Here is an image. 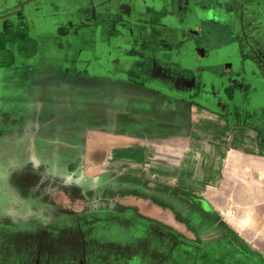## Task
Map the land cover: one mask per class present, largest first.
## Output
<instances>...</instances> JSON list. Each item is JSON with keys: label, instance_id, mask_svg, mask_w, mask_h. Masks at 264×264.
<instances>
[{"label": "crops", "instance_id": "crops-1", "mask_svg": "<svg viewBox=\"0 0 264 264\" xmlns=\"http://www.w3.org/2000/svg\"><path fill=\"white\" fill-rule=\"evenodd\" d=\"M168 4L159 6L149 17L150 28H155V34L145 29L141 39L153 46L161 61L173 68L176 65L191 71L201 90L196 93L198 99L187 97L190 89L176 87L160 77L149 81V67L146 79L142 80L143 75L139 76L131 67L138 54L130 46L117 58L110 52L100 54L88 50L75 38H61V42L67 40V47L61 48V59L57 55L53 61L51 57L49 65L58 69L64 61L73 69L66 66V75L61 78L63 84L51 87V94L46 90L47 97L51 95L58 101L40 102L41 109L46 110L38 112L43 118L37 125H49L56 119L60 127L63 120H70L75 127L84 124L82 121L86 118L90 119L85 133L90 135L86 149L111 155L106 174L111 176L109 184L112 185L108 184L110 191L106 200L115 201L113 194H119L123 189L122 200L117 201L118 206H107L109 212L136 213L137 228L141 227L139 219L146 221L141 215L162 226V217L169 214L173 220L170 226L184 225L189 230H193L194 221L200 219L204 225L218 226V230L225 233V242L219 241V246L229 242L237 253L244 252L229 260L222 252L217 259L219 263L264 264V111L257 115L249 108L238 109L239 98L235 94H244L242 99L247 105L252 99L248 95L250 85L242 77L241 70L232 64L231 57L235 54L224 52L220 58V53L208 43L209 39L224 41L227 38L231 32L226 29L229 21L221 18L202 22L206 39L202 41L200 54L196 55L193 48L185 47L183 40L172 36L180 22L177 5ZM58 41L49 39L56 46L60 44ZM24 50L14 48L12 54L5 56L7 62L0 61V70L13 71L16 75L14 57ZM33 54L26 52L25 56L30 58ZM244 56L240 53L236 57L242 61ZM213 58L221 59L222 64L219 66ZM256 63L264 78V67ZM212 74L215 78L220 77V82L212 79ZM9 83L11 92V80ZM200 85L204 89L219 85L221 99L205 94L208 90L203 92ZM120 87L130 91L122 92ZM15 88L34 89L33 84ZM65 98L72 99L64 101ZM2 100L7 105L5 108L10 109L0 112L3 124L0 127V151L6 148L8 136L14 139L9 140L10 145L17 139L20 131L13 123L24 127L34 125L33 112L19 114L14 108L24 101L13 100L10 95L9 99ZM215 100L219 107L213 105ZM54 108L56 112L60 111L58 116H47ZM21 134L27 138L29 131ZM113 183H119L120 189ZM15 185L16 195L24 200L23 204H14L15 211L19 210L16 217L28 220L34 212L44 209L47 190L39 194L38 190H31L27 182L16 181ZM61 190L65 193V188L54 190V203L47 202V206L61 202V197L56 198L55 194L61 196ZM27 197L38 198L37 205L29 206ZM148 198L155 204L152 208L146 206L150 202ZM57 211L61 216V209L57 208ZM173 228L177 229L176 226Z\"/></svg>", "mask_w": 264, "mask_h": 264}, {"label": "rangeland", "instance_id": "rangeland-1", "mask_svg": "<svg viewBox=\"0 0 264 264\" xmlns=\"http://www.w3.org/2000/svg\"><path fill=\"white\" fill-rule=\"evenodd\" d=\"M41 39L43 40L41 41ZM41 39L36 48V54H33L34 49H25L22 53L15 55L16 75H13V71L0 70V112L10 109L5 108L7 105L4 104L3 98L9 99L10 95L13 100L20 99L22 103L24 101V104L19 105L18 102L17 106L14 104V108L18 110L19 114L23 111L33 112V128L40 121V116L36 111L40 102L54 100V97L51 95L47 97L45 93L50 90L48 93L51 94L53 92L51 87L57 88L63 84L61 78L66 75V66L73 69L71 64L64 61L60 62L61 66L58 69L49 65L51 57L53 61L58 56L61 59V48L67 47V40L62 42L59 40L60 44L56 46L49 42L50 38L48 37ZM26 52L34 56L27 58ZM0 61L7 62V58L0 56ZM10 80L12 82L11 92L8 88ZM14 83L16 86L33 84L34 89L33 91L16 89ZM120 88L122 92L130 91L127 88ZM66 90L72 91V89ZM70 99L72 98H65L64 101ZM56 101L58 99L54 100V102ZM66 104L68 103L66 102ZM62 122L72 125L70 120L61 121V125ZM14 125L17 128L20 126L16 123H13ZM0 127H3L1 122ZM71 127L74 128V126ZM30 132L29 138L19 139L15 148V142L13 145L9 144L11 138L12 141L14 140L13 137L8 136L5 139L7 143H5L6 145L2 144L1 147L5 145L6 148L0 151L2 165L8 167L7 163L19 164L20 160L24 161L28 156L41 155L38 151L36 133L33 131V135L30 137ZM46 137L43 146L47 147V151L44 154L55 153V151H58L59 154L54 159H51L49 155L46 156L47 163L51 164L49 176L51 178H48L49 181L45 184V188L48 186L47 192L44 194L46 206L41 212H34L28 220L16 217L15 214H19V210L15 211L14 209L13 202L16 192L12 185L14 183L16 187V181L26 183L29 180L33 182V185H36L41 180V167H39L40 170L34 168L28 176L25 172L13 174L11 178L13 177L14 182H9L3 177L0 179V264H221L217 259L223 254L222 252L225 253L226 260L244 254V252L237 253L229 242H227L229 245L223 244L225 233L221 229L218 230V226L208 227L199 218V220L195 219L196 221L193 223L194 229L189 230L184 225H173L177 229L170 226L173 220L171 221L169 214L162 217V226L149 221L148 216L141 215L146 221L139 219L141 227L137 228L136 226L139 224L137 225L138 216L136 213L109 212V209H106L107 206L111 204L118 206L117 201L122 200L123 197V189H120L119 183H113L114 187L120 189V192L113 194L115 201L106 200V194L110 191L106 184L112 180L111 176L106 174L109 164L107 160L111 158L110 153L92 152V150L86 149V143L90 140V135L87 134L81 137L80 144L83 146V150L77 154L84 156L83 164L77 167H61L66 162L65 158L69 159V153L73 152L75 136L61 131L59 133L53 131ZM62 144H66V146L63 147ZM73 156L71 154V158ZM61 174L64 175V178ZM80 181L87 182L89 187H99L104 184L106 186L98 190L103 194L97 191V194H100L97 196L95 190L86 187L83 190H87V193L79 194L74 187ZM60 188H65V193L61 190V196L55 194L56 198L61 197V202L55 203L52 207L47 206V202L54 203V190ZM40 189H38L39 194H41ZM18 200L20 201V199ZM148 200L150 202H147L146 206L152 208L155 204L153 200L149 198ZM10 204L13 205V208L8 209ZM57 208L61 209V216H58ZM12 210L13 213H11ZM88 212H92V214L88 215ZM219 241L223 242L221 246H219Z\"/></svg>", "mask_w": 264, "mask_h": 264}, {"label": "flooded vegetation", "instance_id": "flooded-vegetation-1", "mask_svg": "<svg viewBox=\"0 0 264 264\" xmlns=\"http://www.w3.org/2000/svg\"><path fill=\"white\" fill-rule=\"evenodd\" d=\"M168 3L177 5V16L180 22L178 28L173 29L172 36L183 40L185 47L193 48L196 51V55L200 54L202 41L204 38L206 39L203 36L204 24L202 22H207V19L215 20L221 18L229 21L226 29H231V32L228 33L227 38L224 41L209 39L208 43L210 47H214V50L220 53V58H223L224 52L235 54L231 57L232 64L241 70L242 77L250 85L251 91L248 94L249 97H252L250 102L246 105V102L242 99L245 95L238 93V95H235L237 99L239 98V102L238 104L235 102L234 106L239 105L238 109L242 111L249 107L251 112L257 115L263 112L264 78L263 72L257 68L256 62L264 67V0H0V56L5 57L9 53L12 54L14 48L19 51L34 49L36 52L40 39L45 37L55 40L75 38L78 40L79 45L88 50L90 48V50L100 54L110 52L117 58L120 54L122 55L126 47L130 46L133 52L138 54L136 60L131 63V67L135 68L139 76L143 75L142 80L146 79V72H148L149 67L151 68L149 81L160 77L163 81L174 83L176 87L178 86L185 90L190 89V94H187V97L198 99L196 93L198 91L201 92V90L197 88L199 87L197 79L195 80V76L191 71L184 70L176 65L173 68L166 61H161L157 52L153 51V46L141 39L145 29L150 30V34H155V28H150L151 18L149 19V17L159 6L169 5ZM240 53L246 55L242 61L236 57ZM213 61H216L219 66L222 64L219 62L221 61L219 58L218 60L213 58ZM219 78H215L212 74V79L215 81L220 82L221 79ZM232 85L236 88L235 84ZM217 86L206 87L205 89L201 86V89H204L203 92L207 89L208 91L205 94L210 97L221 99V91H219L221 87ZM217 102L215 100L214 104H212L219 107ZM39 106L40 104L36 110L37 113L41 110H46L45 108L41 109V106ZM59 113L60 111L56 112L55 108L50 112L53 118L58 116ZM82 122L84 124L77 125L74 128L71 127L73 125L68 123L60 127L56 121H51L49 125L36 124L35 128H33L34 125L24 127L20 124L19 128H17L20 132L17 139H15L14 148L19 143V139L25 138L21 134L22 131L34 129L33 131H35L38 138V151L41 155L28 156L26 160H20L19 164L7 163L8 167L0 162V179L3 177L8 179L9 182H14L13 177L11 178L13 174L25 172L26 176H28L33 172L34 168L39 169L41 167L40 182L33 185V182L29 180L28 182H31V184L27 182V186L31 190L34 188L35 190L41 188L42 192L47 190L48 186L45 188V184L51 178H49L51 166L48 168L45 165L47 164L46 156L49 155L51 159H54L59 154L58 151L44 154L47 151V147L43 146L47 134H51L53 131L54 133L61 131L75 136L74 140L76 142H74V147H72L73 152L69 153V159L61 156L66 159V162L61 167L80 166L83 164L84 156L77 154L83 150L80 141L86 130L89 129L90 119L86 118ZM30 137L32 136L30 135ZM62 146L64 147L66 144H62ZM14 148L11 149L12 152ZM71 154L74 155L72 158ZM61 176L64 178L63 174ZM106 185L89 187L87 182L80 181L75 186V189L78 190L79 194H85L87 190L85 191L83 188L86 187L87 189L95 190L97 196L103 194L102 191L98 190ZM97 191L100 194H97ZM14 197L13 204L16 205L18 202L23 204L24 200L20 199L19 201L18 195H14ZM27 198L26 203L29 206L37 205L38 198ZM11 205L8 206V209L13 208V205ZM90 214L92 212H88V215Z\"/></svg>", "mask_w": 264, "mask_h": 264}]
</instances>
